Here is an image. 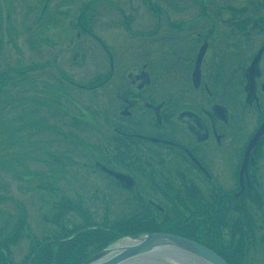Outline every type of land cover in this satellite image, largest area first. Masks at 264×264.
<instances>
[{
	"label": "flooded vegetation",
	"instance_id": "obj_1",
	"mask_svg": "<svg viewBox=\"0 0 264 264\" xmlns=\"http://www.w3.org/2000/svg\"><path fill=\"white\" fill-rule=\"evenodd\" d=\"M46 3L30 6L39 42ZM84 3L66 18L65 40L74 37L70 61L83 62L86 80L76 83L77 72L55 67L73 85L69 93L78 87L89 105L79 107L72 96L75 111L60 106L67 116L51 126L53 156L43 154L37 170L25 168L36 178L26 191L37 192L40 221L64 216L67 226H41L52 233L38 239L25 212L34 237L24 234L29 251L48 235L88 223L203 243L208 227L215 235L221 230L223 216H264V134L254 141L264 123V0ZM68 11L54 6L57 17ZM26 18L24 12L19 24ZM82 125L92 128L87 138L78 132ZM25 209L4 211L17 218Z\"/></svg>",
	"mask_w": 264,
	"mask_h": 264
},
{
	"label": "rangeland",
	"instance_id": "obj_2",
	"mask_svg": "<svg viewBox=\"0 0 264 264\" xmlns=\"http://www.w3.org/2000/svg\"><path fill=\"white\" fill-rule=\"evenodd\" d=\"M84 1L47 0L46 5L47 9H49L45 19L48 24L42 34L45 35V39H40L39 42V31L31 28L33 24H31V21H35L37 12L34 11L29 15L30 6L32 4L37 5L38 0H0V74L5 72V74L9 75L3 86V92L0 93V177L2 178L0 179V221L5 216L4 210L12 209L13 213H16L18 207L26 208L25 212L28 211L31 215L29 220L34 230H37L35 232L38 235V239H42L45 234L50 233L47 229L46 231H38L41 226L48 227L49 225L50 227L55 225L52 223L53 221H50V216H46L45 222H41L38 218L37 213H39L40 202L35 197L37 192L26 191L28 185L35 184L36 178H34L35 175L32 172L27 173L25 168L29 167V170L33 171L42 165L41 161L45 156L43 154L51 151H44V149L50 148L48 146L49 143L53 144L48 140L44 141V139L51 138L50 136H53V134L47 135V133L51 132L48 129L46 132L42 130L39 134V130H37L35 131L37 134L31 138L27 133L32 127L24 125L26 122H36L38 127H40V119H43L49 126L54 127L59 123V120L67 116L60 106H71L73 111H75L76 109L71 103L74 99L79 104V107L87 103L89 105L90 99L88 95L79 94L82 90L78 87L75 86L78 91L77 95L69 93V91L75 90L73 85L63 80L64 78H60L55 67L56 63L63 69L77 72V78L74 79L76 83L80 82V80H86V77L83 78L82 76V73H84L82 71V68H84L83 62L81 65L75 66L73 64L78 61H73L74 63L70 61L74 49L70 47L69 40L74 37L72 36L69 40H65V37L69 38L71 36V33L65 29L66 23H68L66 18L73 17L72 9H77V6L85 4ZM56 4H60L63 8L67 7L69 11L65 16L60 18L54 14V6ZM24 12L27 14L25 23L19 24L23 20ZM53 16L60 20H54ZM106 36L108 35L106 34ZM86 46H88L87 41ZM255 46L256 44L254 43L252 47L255 48ZM86 61L88 62V60ZM40 62H44L43 67H36L35 64ZM62 86H65L64 89H66L64 90L67 94L65 98L63 96L64 92L62 91L61 93L59 90V87L62 88ZM72 96L74 99H71L73 98ZM31 124L34 127V123ZM80 127L82 129L78 130V132L82 137H86V133L91 132L90 129H92L91 126L86 127V125ZM71 129V131L76 132V130H73L74 128ZM41 133L45 134L41 135ZM28 152L34 154V156L29 155L27 157L26 153ZM261 165L264 168V157L261 159ZM29 180L30 182L27 183ZM6 190H11L18 197L4 198ZM21 190L27 192L25 197L21 195L24 194ZM23 198L25 201L22 200ZM24 202H26V205ZM45 206L47 207V205ZM126 217L130 216L123 218ZM67 220L68 222L71 221L69 218ZM241 222L243 223H238V226L246 222L249 223L248 225L246 224L248 228H243L247 231V234L242 237V240L243 238L251 239L249 241L251 245H246L244 248V250H248V255H246L247 253L244 254V250L239 252L243 256L242 264H264V216H241ZM77 227L82 228V226ZM128 231H133V227H129ZM232 233L233 231L229 230L221 234ZM225 237L227 236L215 235L213 242L216 245H220L222 244L221 239L225 240ZM28 241V237L23 235L11 247L10 252H12V257L15 261L26 257L29 251L27 247ZM234 260L230 259V262L234 264ZM146 262L149 261L146 260ZM188 262L190 264H205L191 258L188 259Z\"/></svg>",
	"mask_w": 264,
	"mask_h": 264
},
{
	"label": "trees",
	"instance_id": "obj_3",
	"mask_svg": "<svg viewBox=\"0 0 264 264\" xmlns=\"http://www.w3.org/2000/svg\"><path fill=\"white\" fill-rule=\"evenodd\" d=\"M24 73V72H21ZM9 75L5 74V72L0 74V93L3 92V86L6 83ZM41 126L38 127V123L36 122H26L24 126L29 125L30 128L29 132L27 133L28 136L33 138L35 134H38L44 130L45 132L47 129L49 131H53L51 126L47 124V122L43 119H40ZM31 123H34V127ZM52 129V130H51ZM45 133H41L44 135ZM50 133H47L49 135ZM54 135V133H52ZM50 136V135H49ZM50 138L44 139L48 140L53 143L52 139L54 136H50ZM50 148H45L44 151L51 150L46 156H53V149L51 148L52 144L49 143ZM28 155L34 156V154H30L29 152L26 153ZM55 157V156H54ZM239 211V208H238ZM241 212V211H240ZM5 216L2 217L0 221V264H80L85 258H87L90 254L95 253L96 251L100 250L110 241L115 239V233L108 232L103 230L99 227L97 228H78L72 229L67 234H60L58 236L48 235L45 237V241H40L37 245L32 247V251H29L25 258H21L20 260H14L12 257V252L10 246L12 244H16L18 240L22 237V235H27L29 238L33 239V233L28 229V221L27 216L24 210H21V215L17 218L14 216H9L10 214L4 211ZM64 216H55L53 222L57 226L60 225V222L63 221ZM60 218L62 220L60 221ZM243 219V218H242ZM67 226L66 222H64ZM238 223L241 224V216H223L221 222V230L217 232L216 236H227L225 240H222V244L216 245L214 240V232L207 228L206 237H204L203 243H205L210 248L214 249L220 255H224L227 258L235 260L234 264H242L243 256L239 253L243 251L245 246H250L251 242H249L250 238H243L246 236L247 231L243 228H248L249 223H245L243 225L238 226ZM247 224V225H246ZM245 225V226H244ZM124 225L118 226L120 229ZM131 225H125L122 227L121 232H127ZM9 228V229H8ZM117 229V227H116ZM65 229H63L64 231ZM225 230H232V234L222 235L224 234ZM51 234V233H48ZM73 234V236H71ZM241 237H240V236ZM71 236V237H70ZM59 238L61 240H54V238ZM192 238V237H191ZM197 237L195 240H197ZM208 238V239H207ZM51 239V240H50ZM36 240V239H35ZM198 241V240H197ZM39 247V248H38ZM34 248H38L35 254L32 256V252L35 250ZM247 249L244 250V254L247 253Z\"/></svg>",
	"mask_w": 264,
	"mask_h": 264
},
{
	"label": "water",
	"instance_id": "obj_4",
	"mask_svg": "<svg viewBox=\"0 0 264 264\" xmlns=\"http://www.w3.org/2000/svg\"><path fill=\"white\" fill-rule=\"evenodd\" d=\"M263 130L264 126L260 127L254 141ZM127 238L129 243L119 245L120 241ZM189 258L205 264H228L210 248L191 239L165 232H142L121 237L81 264H123L132 259L137 260L135 264H190Z\"/></svg>",
	"mask_w": 264,
	"mask_h": 264
},
{
	"label": "bare ground",
	"instance_id": "obj_5",
	"mask_svg": "<svg viewBox=\"0 0 264 264\" xmlns=\"http://www.w3.org/2000/svg\"><path fill=\"white\" fill-rule=\"evenodd\" d=\"M121 243L119 244V245H123V244H127V243H129L130 242V240L127 238V239H125V240H122V241H120ZM135 263H137V260L136 259H132V260H130V261H127V262H124L123 264H135Z\"/></svg>",
	"mask_w": 264,
	"mask_h": 264
}]
</instances>
